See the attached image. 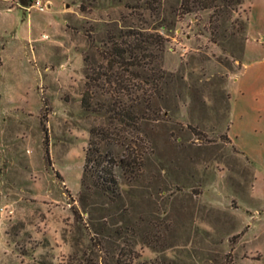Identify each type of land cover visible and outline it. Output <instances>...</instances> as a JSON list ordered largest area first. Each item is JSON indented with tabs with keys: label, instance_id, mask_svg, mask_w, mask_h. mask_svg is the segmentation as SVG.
I'll return each instance as SVG.
<instances>
[{
	"label": "rangeland",
	"instance_id": "1",
	"mask_svg": "<svg viewBox=\"0 0 264 264\" xmlns=\"http://www.w3.org/2000/svg\"><path fill=\"white\" fill-rule=\"evenodd\" d=\"M36 1L0 0V264H264V0Z\"/></svg>",
	"mask_w": 264,
	"mask_h": 264
},
{
	"label": "trees",
	"instance_id": "2",
	"mask_svg": "<svg viewBox=\"0 0 264 264\" xmlns=\"http://www.w3.org/2000/svg\"><path fill=\"white\" fill-rule=\"evenodd\" d=\"M19 2L23 6H31L33 0H19ZM235 3L241 4L242 0H184L182 9L185 14H188L193 12L196 6H201V9H213L215 14H220L222 11L220 9L223 6L224 8L228 9ZM89 5L90 4L84 0L80 4V8L85 12L89 9ZM122 37L124 38L122 40L124 47L121 48L122 46H115L113 51L109 52L107 57L109 63L113 64L114 61H118L130 67L142 66L145 64L148 71L151 73L150 75H154L153 80L159 81V77L155 78L157 75V70L154 67L158 58V51L161 52L164 49V36L158 33L132 30L126 32ZM104 75L105 74L101 73V76ZM154 94L155 91L154 87L152 86L150 89L149 98H152ZM98 153V150H96L93 154L89 152L87 153L82 185L85 186L87 174L90 173V176H92V187L104 193L111 194V197H113L116 195L115 187H117V180L114 178L111 170L115 165V161L113 158H102V155H98ZM106 161L108 162V164H106L107 166L105 165Z\"/></svg>",
	"mask_w": 264,
	"mask_h": 264
},
{
	"label": "built area",
	"instance_id": "3",
	"mask_svg": "<svg viewBox=\"0 0 264 264\" xmlns=\"http://www.w3.org/2000/svg\"><path fill=\"white\" fill-rule=\"evenodd\" d=\"M36 6L41 10V11H44L47 9L46 5L42 3L41 0H37L35 2Z\"/></svg>",
	"mask_w": 264,
	"mask_h": 264
},
{
	"label": "crops",
	"instance_id": "4",
	"mask_svg": "<svg viewBox=\"0 0 264 264\" xmlns=\"http://www.w3.org/2000/svg\"><path fill=\"white\" fill-rule=\"evenodd\" d=\"M48 2H50V0H48ZM48 7H51V5H50V4H48Z\"/></svg>",
	"mask_w": 264,
	"mask_h": 264
}]
</instances>
